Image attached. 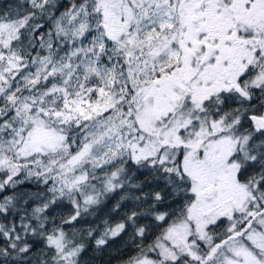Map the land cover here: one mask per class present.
<instances>
[{"label":"snow or ice","instance_id":"1","mask_svg":"<svg viewBox=\"0 0 264 264\" xmlns=\"http://www.w3.org/2000/svg\"><path fill=\"white\" fill-rule=\"evenodd\" d=\"M0 264H264V0H0Z\"/></svg>","mask_w":264,"mask_h":264}]
</instances>
